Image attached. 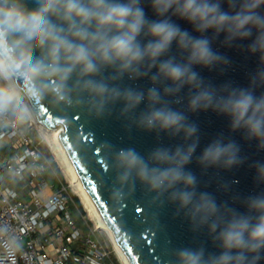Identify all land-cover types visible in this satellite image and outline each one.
I'll return each mask as SVG.
<instances>
[{
    "label": "clouds",
    "instance_id": "clouds-1",
    "mask_svg": "<svg viewBox=\"0 0 264 264\" xmlns=\"http://www.w3.org/2000/svg\"><path fill=\"white\" fill-rule=\"evenodd\" d=\"M32 3L0 0V114L11 110L23 120L25 99L48 97L68 106L88 104L97 116L119 104L141 128L194 138L174 148L158 146L147 155L105 142L117 169L113 197L123 201L125 189L135 191L139 182L152 194V204L175 203L198 226H207L218 254L204 246L179 247L169 251L166 264H261L264 191L244 197V211L198 193L197 179L186 168L199 143L198 128L174 105L186 96L189 111L212 109L226 116L233 132L264 150V91L257 94L264 89V0H151L155 19L142 0ZM221 36L224 46L247 42L241 46L258 55L260 66L247 87L217 88L196 70L230 63L213 47ZM173 45L177 54H170ZM125 79H146L149 86L125 85ZM240 151L235 140L218 137L204 147L199 163L230 169L244 163ZM250 167L256 183L264 184V161Z\"/></svg>",
    "mask_w": 264,
    "mask_h": 264
},
{
    "label": "water",
    "instance_id": "water-1",
    "mask_svg": "<svg viewBox=\"0 0 264 264\" xmlns=\"http://www.w3.org/2000/svg\"><path fill=\"white\" fill-rule=\"evenodd\" d=\"M27 3L34 7L32 0H27ZM142 3L148 17L155 19L151 0H142ZM173 20L191 31V26L185 21L176 17ZM223 39L221 36L214 41L213 47L230 63L216 65L212 69L198 67L196 70L206 82L217 88L227 83L234 87H247L250 75L260 66L259 57L249 54L241 46L247 42L226 47L222 44ZM170 54H177L175 45ZM124 84L145 89L149 86L146 79L136 82L125 79ZM260 91L264 89H258L257 94ZM186 92L187 89L181 95L185 96ZM25 101L36 124L56 131L78 180L131 264H166L169 251L179 247L204 246L208 252L218 254L219 249L214 247L206 225L198 226L175 203L166 202L163 207L152 204V194L146 192L139 182L135 191L125 189L127 194L123 201L113 197V188L119 187L117 169L113 151L106 147L105 142L115 149L132 147L147 155L158 146L174 148L179 144H189L194 138H185L183 134L172 137L165 131L141 128L128 115L121 113L119 104L110 114L97 116L94 110H89L88 104L68 106L55 103L50 97L36 102ZM174 106L185 111L189 122L198 128L199 143L186 166L197 179V192L209 193L218 205L227 203L244 211L240 201L250 194L264 191V184L256 183L255 170L250 167L255 161H264V150H260L255 141L245 140L240 131L233 132L226 116L212 109L189 111L186 96L183 103ZM143 107L140 106L141 109ZM218 137L235 140L240 145L244 163L230 169L201 165L199 157L204 147Z\"/></svg>",
    "mask_w": 264,
    "mask_h": 264
},
{
    "label": "built area",
    "instance_id": "built-area-1",
    "mask_svg": "<svg viewBox=\"0 0 264 264\" xmlns=\"http://www.w3.org/2000/svg\"><path fill=\"white\" fill-rule=\"evenodd\" d=\"M49 169L40 140L0 114V264H114L97 229L77 225L71 196L54 189Z\"/></svg>",
    "mask_w": 264,
    "mask_h": 264
},
{
    "label": "bare ground",
    "instance_id": "bare-ground-1",
    "mask_svg": "<svg viewBox=\"0 0 264 264\" xmlns=\"http://www.w3.org/2000/svg\"><path fill=\"white\" fill-rule=\"evenodd\" d=\"M24 106L27 108V113L33 119V116L30 114L31 110H30L28 104L26 103V101H24ZM39 127L41 129V132L45 136L51 151L53 152L57 161L59 162V164L63 168V171H64L66 178L69 180V182L72 184L73 188L80 195L82 203L85 207V210H87L88 215L95 222L96 227L103 229L108 234V236L111 238V240H112V242H113V244H114V246L118 252V255L121 259V262L123 264H131L129 262L128 258L126 257V255L124 254L122 248L117 243L116 239L114 238V236H113L112 232L110 231V229L108 228L107 224L104 222V220H103L102 216L100 215V213L98 212L95 204L92 202V200L88 196L87 192L84 190L83 186L81 185L80 181L78 180L77 173H76L73 165L71 164L68 156L66 155L64 149L62 148V145L59 141V137H58L56 131L55 130L50 131V130H47L41 126H39Z\"/></svg>",
    "mask_w": 264,
    "mask_h": 264
},
{
    "label": "rangeland",
    "instance_id": "rangeland-1",
    "mask_svg": "<svg viewBox=\"0 0 264 264\" xmlns=\"http://www.w3.org/2000/svg\"><path fill=\"white\" fill-rule=\"evenodd\" d=\"M15 116L17 117V114L14 112ZM20 120V119H19ZM21 123L23 124L22 126H24L25 128H27L29 130V132L37 139V140H40L41 142V145L45 148L48 149L49 153L51 154V157L53 158V160L56 162L59 170L61 171L62 175H63V180L64 182L67 183V187L69 188V192L70 194L73 196H76L78 198V202H76V200L73 198V205L72 206H69V210L72 211V214L74 215V217L77 219L79 218V221L78 222H82L84 223V225L89 224L90 226L94 227L97 229V233H98V237L103 239L107 246H108V249L110 250V254L117 259V261L119 262V264H123L121 262V259L118 255V252L111 240V238L108 236V234L101 228H98L96 227L95 225V222L92 220V218L88 215V212L87 210H85V207L82 203V200H81V197L80 195L78 194V192L73 188L72 184L69 182V180L66 178L65 174H64V171H63V168L61 167V165L59 164V162L57 161L55 155L53 154V152L51 151L49 145H48V142L45 138V136L43 135V133L41 132V129L39 127L38 124L35 123V121L30 117V115L28 113H26V115L24 116V119L23 120H20ZM51 176L53 178H56L57 179V182L58 180L60 181V178L58 177V174L57 172L53 169L51 171ZM50 181V180H49ZM51 183H54L53 180L50 181ZM16 185V184H15ZM77 214H79V216H77Z\"/></svg>",
    "mask_w": 264,
    "mask_h": 264
},
{
    "label": "trees",
    "instance_id": "trees-1",
    "mask_svg": "<svg viewBox=\"0 0 264 264\" xmlns=\"http://www.w3.org/2000/svg\"><path fill=\"white\" fill-rule=\"evenodd\" d=\"M9 112H10L11 116H12L14 119H16L20 125H23V124L21 123V121L15 116V114H14L13 111L10 110ZM31 133H32V132H31ZM41 148H42L44 154L48 157L49 162H50V169H49V172H48V174H47L48 179H49L50 181H51V180L54 181V185H55L56 188H59L61 185H64V186L67 188V191L69 192V188L67 187V183L64 182V180H63V175H62L61 171L59 170V168H58L56 162H55V161L53 160V158L51 157V154L49 153L48 149L45 148V147H43L42 145H41ZM53 169L57 172L58 177L60 178V181L58 180V182H57V179H56V178H53V177L51 176V171H52ZM69 194H70V192H69ZM70 196H71V201H70V203H69V206H72V205H73V202H74V201H73V198L76 200V202L79 203L78 198H77L76 196H74V195L72 196L71 194H70ZM71 213H72V211H71ZM72 216L74 217L73 214H72ZM77 216H79V214H77ZM74 219H75L77 225L80 226L84 231L87 229V227H86V225H84V223H82V222H81V223L78 222V221H79V218L76 219V218L74 217ZM109 256H110V259L114 262V264H119V262L117 261L116 258H114L111 254H109Z\"/></svg>",
    "mask_w": 264,
    "mask_h": 264
},
{
    "label": "crops",
    "instance_id": "crops-1",
    "mask_svg": "<svg viewBox=\"0 0 264 264\" xmlns=\"http://www.w3.org/2000/svg\"><path fill=\"white\" fill-rule=\"evenodd\" d=\"M54 189H56V187H54ZM52 189L51 188H47L45 191H44V194L45 195H49L51 193Z\"/></svg>",
    "mask_w": 264,
    "mask_h": 264
}]
</instances>
